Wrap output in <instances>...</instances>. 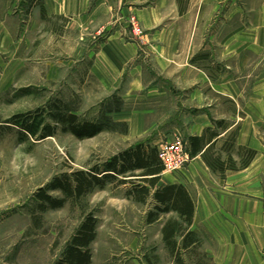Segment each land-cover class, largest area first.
I'll return each mask as SVG.
<instances>
[{
	"label": "rangeland",
	"instance_id": "obj_1",
	"mask_svg": "<svg viewBox=\"0 0 264 264\" xmlns=\"http://www.w3.org/2000/svg\"><path fill=\"white\" fill-rule=\"evenodd\" d=\"M25 1L27 6L18 10L17 38L14 37L12 41L4 39L0 46V72L5 64H9L6 74L0 77V83H7L0 93V264H53L88 215L96 219V237L90 245V264H224L228 255L215 253L214 243L206 234L188 238L192 245L187 249L181 247L182 238H176L179 254L173 252L163 241L161 230L166 221L176 215L160 214L155 222L148 223L147 216L154 211L152 194L145 202L136 201L131 192L133 186L141 181L129 175L125 184H120V180L107 181L103 188L96 187L80 199H67L61 208L44 212L38 208L37 193L55 178L76 171L88 172L95 167L103 169L104 163L111 157L137 143L150 147L152 136L149 135L153 130L140 139H129L125 123H115L113 112L104 116L110 122L102 120L108 109L127 110L122 109L117 94H109L111 88L105 83L107 78L98 79L90 71L94 54L110 37L117 36L118 31L100 30L97 27L80 29L66 18L48 19L43 24L34 7L37 1ZM225 1L208 23L209 26L196 32V44L181 46L178 55L174 51L177 56L171 57L177 59L172 62L171 57L167 60L166 47L154 45L153 37H160L164 30L160 28L169 26L168 23H173L171 20L175 21L173 13L164 19L167 21L165 24L149 30L138 21L134 10H130L133 13L126 16V27L120 32L121 38L140 47L136 63L159 75L166 73L176 81L182 71L189 67L191 55L196 53L198 64H195L212 70L215 81L219 82L216 84L217 91H225L233 81L245 91L243 98L235 95V99L246 100L252 82H257V93L264 90V74H261L264 73V40L259 45L249 41V38L260 37L258 29L254 30V21L262 0H238V8H229V0ZM12 2L9 0V10L14 14L18 6L16 0L14 4ZM263 16L260 25L264 29ZM13 24L16 26V23ZM186 26L181 30L182 38L193 36V29ZM19 36L25 37V40L17 47ZM209 39L210 45L207 46L214 58L207 62L203 59L205 52L202 49L204 40L207 44ZM15 47L18 52H13ZM5 49L8 52H4ZM256 52L259 53L258 57L254 54ZM50 62L52 68L49 67ZM129 69L128 65L126 70ZM226 71L231 75L227 84L219 79ZM102 73L105 74L103 70ZM146 78L150 79V75ZM129 80L130 76L126 75L120 94H123ZM189 85L188 82L184 85L185 97L191 89ZM200 90L206 98L198 95L202 99L200 108H204L211 117L223 120L225 124L219 123L224 127L230 124L231 120L228 119L233 112L235 119L242 116L240 110L235 111L230 98L215 95L203 86ZM116 101H119V106ZM195 102H187L186 105L193 106ZM253 103L250 101L251 105ZM255 105L250 107L249 114L255 112ZM144 107L139 106L140 109ZM149 111L147 128L155 122L163 124L173 114L172 110L166 109ZM57 112L73 114L80 121L99 122L104 129L92 138H77L64 131L53 119V114ZM27 115L41 119L38 136L28 135L12 121L14 117L22 119ZM45 125H50L54 132L52 136L42 139L41 127ZM160 131L164 132L165 129L161 128ZM234 135L235 132H230L228 139L234 141ZM151 147L157 149V146ZM214 153L213 156L219 151L215 150ZM235 153L232 160L239 169L241 156ZM220 155L223 160L227 159L225 151ZM259 165L264 166V161ZM185 167L175 172L163 170L156 188L173 181ZM205 178L207 189L209 182L214 184L219 178L222 179L218 173L211 177L206 175ZM47 194L53 198H63L60 191H48ZM190 226L188 231L191 230Z\"/></svg>",
	"mask_w": 264,
	"mask_h": 264
},
{
	"label": "crops",
	"instance_id": "obj_2",
	"mask_svg": "<svg viewBox=\"0 0 264 264\" xmlns=\"http://www.w3.org/2000/svg\"><path fill=\"white\" fill-rule=\"evenodd\" d=\"M36 1L34 7L40 23L45 24L48 19L66 18L80 29L97 27L100 30L118 31L117 36L110 37L94 54L90 69L92 75L98 79L107 78L105 83L111 88L109 94H117L122 109H127L126 111L113 112L114 122L125 123L129 139H140L149 130H153L152 135H149L152 136L150 146L169 142L174 135H180L191 160L168 184L182 185L193 202L190 231L198 235L206 234L214 243L215 253L220 252L222 255H228L224 264H264V166L259 165L264 161V90L257 93L258 89L255 91L257 82H252L247 99L238 100L234 96L243 98L245 91L230 81V89L222 92L217 91L218 80L215 81L211 69H203L195 64L198 58L195 57L196 53L191 55L189 67L182 71V75L177 81L166 73L159 75L155 71L151 72L143 64L135 62L140 56V47L133 42L125 41L121 38L122 33H120L126 25V16L133 13L130 10H134L133 14L138 21L149 30L165 24L167 21L164 19L173 13L176 17H173L175 21L171 20L173 23H168L169 26L161 27L160 29L164 30L160 37H153V41L154 45L166 47L167 60L171 55L175 58L181 52V46L196 44V32L205 30L209 26L208 23L218 8L224 6V0ZM11 2L14 4L15 0H11ZM16 2L18 7L12 14L9 10V0H0V46L4 39L12 41L14 37L17 38L15 32H18V10L26 7L27 2L25 0H16ZM231 7L238 8V0H229V8ZM263 15L264 0L258 6L254 21V25H256L254 30L258 29L260 37L249 38L252 44H263L264 29L261 27L262 24L260 25ZM13 23H16V26ZM185 25L189 29H193V36L182 38L181 30L185 28ZM24 40L25 37L19 36L17 47ZM207 42L209 43L206 44L204 40L205 44L203 43L202 50L205 52L204 61L209 62L214 57L209 53L211 49L207 46L210 45V39ZM17 47H15L16 51L13 49V52H18ZM263 47L264 44L262 50ZM174 51L178 52L177 55L174 54ZM4 52H8V49H5ZM254 54L259 56L257 52ZM172 57L170 58L171 62L177 59ZM128 65L130 69L126 70ZM49 67L52 68L51 62ZM8 68L9 64H5L4 69L0 72V77L6 74ZM102 70L105 74L102 73ZM148 74L150 79L146 78ZM126 75L130 76L129 84L124 88L123 94H120V88ZM230 76V72L226 71L219 79L227 84L229 83L227 79ZM186 82L190 84L191 89L188 91V96L185 97L184 85ZM103 86L105 87L104 84ZM197 86L199 87L197 88ZM202 86L212 90L215 95L230 98L235 111L236 109L240 110L242 116H237L235 119L236 116L233 112L228 119L231 120L230 124L224 127L223 120L211 117L204 108H200V102H202L200 97H204L202 95L204 92L200 90ZM5 87H7V83H0V93L4 91ZM250 101L255 103L251 105ZM187 102L196 104L189 106L186 105ZM254 104H256L255 110H253L255 112L251 111L249 114L248 110ZM142 105L145 106V109L150 107L149 110H172L173 114L167 117L163 124L155 122L152 127L147 128L146 117L150 111H145L144 108L140 109L139 106ZM119 115L121 117L116 119ZM185 118L187 119L185 120ZM224 120L227 121L226 118ZM161 128L165 131L161 132ZM174 131L175 133H173ZM171 132L173 134H170ZM230 132H235L234 137L232 136L234 141L228 139L230 135L227 136V134ZM163 134H168V136H164V139ZM225 136L227 139L223 138ZM191 138L202 139L198 152L194 156L190 155ZM243 148L255 151V156L250 164L244 169L226 171L224 178H219L214 184L209 182L207 189L204 185L206 184L205 176L211 177L214 172L206 164L203 154L206 157H219L223 160L220 155L223 154V151L226 153L225 158L231 157L232 159L233 152H236L235 154L242 158L240 149ZM215 150L219 153L213 156Z\"/></svg>",
	"mask_w": 264,
	"mask_h": 264
},
{
	"label": "trees",
	"instance_id": "obj_3",
	"mask_svg": "<svg viewBox=\"0 0 264 264\" xmlns=\"http://www.w3.org/2000/svg\"><path fill=\"white\" fill-rule=\"evenodd\" d=\"M119 106V101H116ZM119 108L108 109L103 114V121L106 114L118 111ZM33 115L14 117L12 121L28 135L35 137L40 132L41 119ZM20 119V120H19ZM53 119L63 127V130L71 133L77 138H92L103 131L104 126L99 122L80 121L73 114L57 112ZM219 124V123H218ZM53 129L50 125L41 127V138L52 136ZM202 139H190V155L194 156L200 147ZM242 150V158L239 169L246 168L255 156L251 149ZM203 158L208 167L222 178L226 171L238 170L231 157L226 160L216 157ZM163 171L162 163L157 155L156 147H147L143 143H137L126 151L111 157L103 165V169L95 167L88 172L76 171L71 175L55 178L45 189L37 193L39 201L38 208L44 212L47 209L61 208L69 198L80 199L91 193L96 187L103 188L107 181H119L120 184L127 183L128 175L141 181L134 185L131 194L136 201L145 202L150 197L154 202V211L147 216V222H155L160 214L174 213L176 218L166 221L161 230L163 241L170 246L171 250L179 254L176 238H182V248L187 249L192 245L187 239L196 234L188 231L192 223L193 202L186 189L182 185H164L156 188L159 175ZM138 172V174H136ZM143 183V184H142ZM50 191H60L63 198H53L47 194ZM152 191H154L152 193ZM185 233V234H184ZM96 237V219L90 215L86 216L79 228L76 230L70 241L63 248L59 258L53 264H90V245Z\"/></svg>",
	"mask_w": 264,
	"mask_h": 264
},
{
	"label": "built area",
	"instance_id": "obj_4",
	"mask_svg": "<svg viewBox=\"0 0 264 264\" xmlns=\"http://www.w3.org/2000/svg\"><path fill=\"white\" fill-rule=\"evenodd\" d=\"M157 155L162 163L163 170L175 172L190 162L184 141L180 135H174L169 142H162L157 146Z\"/></svg>",
	"mask_w": 264,
	"mask_h": 264
}]
</instances>
